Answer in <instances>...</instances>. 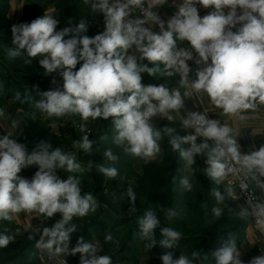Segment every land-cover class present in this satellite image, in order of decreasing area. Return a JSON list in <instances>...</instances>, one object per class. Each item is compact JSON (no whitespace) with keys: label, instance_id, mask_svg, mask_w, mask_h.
Returning a JSON list of instances; mask_svg holds the SVG:
<instances>
[{"label":"clouds","instance_id":"9594fccd","mask_svg":"<svg viewBox=\"0 0 264 264\" xmlns=\"http://www.w3.org/2000/svg\"><path fill=\"white\" fill-rule=\"evenodd\" d=\"M130 3L139 4L140 0L123 4L92 0V9L106 17L105 31L94 37L79 35L87 30L85 22L57 30L59 21L51 15L12 27L14 47L8 50V56L16 58L26 54L25 63L40 56L39 63L47 74L58 73L62 77V87L41 93L43 98L36 103V108L48 116L79 115L85 122L89 118L112 117L117 130L116 143L126 144L125 151L133 156L152 158L160 152L158 141L162 133L152 126L151 118L181 109L184 101L178 90L170 92L163 85H142L141 74L147 72L151 76L155 70L139 65L135 56L127 55V50L135 45L148 61H159L166 69L180 72L181 83L185 84L191 71L187 61L194 58L187 50H176L177 39L187 40L198 54L195 63L204 65L196 70L192 87L206 92L225 113L252 108L251 101L257 99L264 103V0H183L168 21L169 30L158 34L143 27L142 21H125ZM196 4L213 10L200 17ZM238 8L242 10L239 15ZM237 24L240 27L233 32L231 29ZM3 115L0 110V116ZM183 125L193 129L194 134L173 136V129L168 127L163 132L169 135L173 150H178L188 165L194 163L196 155H206V172L219 182L225 176L221 158L231 154L254 174L253 179L255 173L264 176V145L241 155L237 140L231 135L232 129L201 112L188 113ZM198 137L205 138L204 142L197 144ZM207 140L215 141L216 146L210 148ZM77 143L85 152H90L94 142L85 135L82 142ZM184 143L190 147L182 148ZM104 155L109 161L118 159L111 149ZM31 165L39 166L31 180L18 175ZM57 169L84 171L73 155L60 148L53 150L50 143L41 141L28 152L26 146L10 138V134L0 136V219L10 220L12 213L20 211L35 210L47 218L59 213L61 218L52 227L43 229L37 246L60 253L68 249L70 233L75 231V225L69 226L70 221L95 212L98 203L91 193L81 195L77 177L70 175L60 179ZM98 171L110 178L118 175L114 167L99 165ZM181 184L189 190L192 187L187 178L182 179ZM258 186L264 189V183L258 182ZM127 195L131 203L129 212H135L136 195L131 188ZM214 195L218 201H223L220 192ZM221 211L213 209L217 217ZM248 214L247 210L241 212L242 216ZM254 214L264 217V204L256 205ZM176 215L169 210V219ZM159 224L152 210L145 211L138 219L141 237L151 241L149 248L156 244L154 233ZM161 235L163 239L159 243L165 248L174 247L181 238L180 232L167 227L161 229ZM44 237L48 239L45 241ZM11 239L0 236V246H6ZM111 239L110 235L106 237V240ZM97 252V246L84 242L83 237L71 249L72 255L80 254V264H111L109 256ZM213 255L215 264H243L234 240L226 241ZM198 257V252L192 253L193 260ZM160 259L162 264H193L187 256L174 258L171 253L163 254ZM249 264H264V255L253 258Z\"/></svg>","mask_w":264,"mask_h":264},{"label":"crops","instance_id":"0c3cea01","mask_svg":"<svg viewBox=\"0 0 264 264\" xmlns=\"http://www.w3.org/2000/svg\"><path fill=\"white\" fill-rule=\"evenodd\" d=\"M149 7H151L157 14L163 16L166 21V27L159 29L155 27L151 22L137 18L133 21H142L143 27L150 29L153 33H162L168 29V21L177 13L178 7L183 3V0H142ZM74 9H76V15L81 18L82 22H87L86 31L81 32L82 36H85L86 32L102 33L106 29V17L104 13L99 11H94L91 7L90 0L89 3H85V0H73ZM123 4L121 0H109V4ZM198 9V14L200 17L207 15L206 7L200 4L195 5ZM202 9H199V8ZM0 8L4 9V17L13 27L14 25H19L23 23L28 15V11H37L38 15L42 17L43 15H51L59 21L58 28L62 25V12L59 0H4L3 6ZM88 8L85 15L81 14L82 9ZM81 9V10H80ZM225 12L228 11L227 8L224 9ZM242 10L237 9V14H241ZM240 26V24H238ZM175 38V36H174ZM187 50L190 52L194 59L188 60L191 71L187 77L185 84L181 83L182 74L174 69H166V66L157 61V68L154 72V82L151 84L153 86L163 85L170 92L179 91L181 97L184 101V106L179 110H170L167 113L157 114L152 117L150 123L155 129L161 130V139L158 141L160 152L152 158L136 157L127 153L125 151L126 144L116 143L117 133L110 132L111 130V120L112 117L108 119L103 118H89L87 122L90 124L95 123L94 131H85L83 136H76V131L68 134L64 132V135L71 138L73 136L72 142L68 144H63L62 141L53 140L50 142L51 148L61 145L63 148H80L77 142H82V138L87 135L89 139L94 143L91 151H106L111 148L119 146L120 150L126 152L129 156L127 161L121 156H118L116 161H109L105 167H114L117 170L118 175L115 178H110L105 176L103 173L98 171V167L87 166L83 162V158L76 159V162L81 165L82 168H86L89 175V185L90 190H81V195L85 193H91L93 197L97 200L98 210H102V215L97 216V212L89 213L84 217H74L70 221L69 226L75 225V231L70 233V241L68 244V249L60 253H54L60 258L68 259L75 263L80 260V254H71V249L77 244V241L83 237L84 242L92 243L98 248V255H106L103 253L106 243L111 241H118L123 243V247L112 253V256L118 252L122 254L117 258L112 260L111 264H162L160 257L163 253L162 251H153L148 247V244L143 241L141 234L139 233V225L137 218H126L119 220L118 217L111 214L108 216L106 210L116 209L119 205L126 203L128 201L127 191L129 188L134 189L132 186V179L134 177H140L146 172L148 166H159L164 164L166 161V149L165 142L170 137L163 132L165 127L172 128V135H179L181 137L185 135L194 134V130L191 128H185L183 125V120L188 116L190 112H201L207 116L209 119H214L218 121L221 126H228L232 129L231 135L237 140L239 145V151L241 155L250 154L253 151L258 150L262 145H264V103H261L258 99L251 101L254 107L247 110H240L237 113L229 114L225 113L222 108L215 105L209 95L203 90L197 91L192 87L193 82L196 79V70L198 68L204 67L203 64L197 65L195 59L198 54L191 47L187 40H176V50ZM0 49V56H1ZM139 49L133 45L127 50V55L135 56L136 58L140 55ZM1 62V61H0ZM210 63V61H209ZM168 72H172V75H168ZM46 79H40L38 82L41 86L39 90L43 93L44 91L53 90L57 87H62V77L58 73L47 74ZM159 76L160 79L157 77ZM55 80V83H53ZM148 86V85H147ZM23 91V90H22ZM25 91H23L24 93ZM185 92L189 95H185ZM1 96V95H0ZM21 92L13 93V95H7L5 98L0 97V110L3 111L4 115L0 116V136L10 134V138L17 140L20 143L22 134L24 130L27 129L30 120H38L45 126V129L49 131L50 135L56 136L57 133L61 132V129L68 126L70 122L66 124V120L73 117H80L79 115H65V116H48L46 113L42 112L36 108V103L42 99L41 94H37L33 99L28 101L23 99ZM171 116L170 120L168 117ZM35 118V119H34ZM65 122L63 123L62 121ZM83 121L81 118L78 119ZM59 121V122H58ZM15 122V126H13ZM61 122L63 124H61ZM76 122V121H75ZM73 122V123H75ZM78 121L77 123H79ZM69 128V127H67ZM73 128V127H72ZM64 130V129H63ZM74 130V129H72ZM108 137L110 138L109 140ZM23 142L26 139L22 140ZM197 144H200L198 139ZM115 146V147H114ZM106 147V148H104ZM182 148L187 149L190 144L184 143L181 145ZM51 150V149H50ZM54 150V149H53ZM64 152V151H63ZM65 153V152H64ZM179 154V151H178ZM207 156L203 154H198L194 157V163L188 165L185 161L184 172H195L200 169L206 170L208 165L206 163ZM237 163L241 164L236 160ZM190 169V170H189ZM39 170L38 165H31L25 168V172L28 174V179L31 180L35 173ZM128 174V177L126 175ZM124 178V184L120 186L118 184L114 185L115 182H119ZM129 178V181H128ZM115 181V182H114ZM259 182L264 183V176H260ZM175 189V186H173ZM225 188V186H224ZM264 190V189H262ZM227 194V190L225 189ZM121 193V195H117ZM228 195V194H227ZM123 201V202H122ZM232 201V200H231ZM237 209L242 212L248 209L245 204L241 201H232ZM248 215L245 216L243 225L240 227L239 235L234 239H228V237H222L218 240L214 253L223 247L224 243L228 240H234L236 246L240 252V259L243 264H249L253 258L264 255V225H255L252 223L251 214L248 211ZM12 218L8 221L12 228L13 234L9 235L12 239L10 244H15L21 242L25 237H34V241L31 246L20 256L18 259L13 260L10 264H58V260L46 262L41 258L42 247H38V241L41 240L43 229L45 227H52L57 220L61 218L60 214L57 213L51 218H47L39 212H34L28 214L26 211H20L17 213H12ZM96 218V219H95ZM95 219L96 221H92ZM88 224H87V223ZM86 223V224H85ZM136 229V230H133ZM137 231V233H132ZM111 236V240H106L107 236ZM133 236V237H132ZM132 238V239H131ZM48 238L44 237L46 241ZM125 244V245H124ZM48 251L45 254H50ZM11 254H5L4 257H0V262L5 261Z\"/></svg>","mask_w":264,"mask_h":264},{"label":"rangeland","instance_id":"374dc122","mask_svg":"<svg viewBox=\"0 0 264 264\" xmlns=\"http://www.w3.org/2000/svg\"><path fill=\"white\" fill-rule=\"evenodd\" d=\"M3 1L0 0V6H3ZM81 10V9H80ZM88 8L82 9L81 14L85 15ZM4 25L3 22H0V27ZM100 34V33H96ZM86 36L94 37L95 34L93 32H86ZM12 36V31L10 29L2 30L0 29V44H4L2 48V54L0 56V92L6 94V92H12L11 87L7 84L8 80H12L18 84H25V79L33 78L32 75H26L22 67H20L19 57L10 58L8 56V50L13 48L14 45L12 41H8V38ZM17 62L19 65V73H15L11 67V63L13 61ZM137 63L141 66L146 65L148 68H152L156 70L157 61L150 62L146 58L143 57L142 53L137 57ZM16 64V63H15ZM22 65V63H21ZM21 70V71H20ZM46 70L43 68L41 71V79H46L47 75L45 74ZM155 72V71H154ZM142 84L150 85L154 82L155 77L153 75L147 74V72L142 73ZM44 77V78H43ZM25 78V79H24ZM158 79L159 76L157 77ZM81 117H73L66 120V124L68 121H73L61 129L60 133H57L56 136H53V140L62 141L63 144H70L72 142L73 137L83 136V133L86 131H94L95 123L90 124L89 122L78 120ZM35 119V118H34ZM113 119L111 120L110 132L117 133L115 129ZM33 120V119H32ZM37 120V119H36ZM80 121L79 123H77ZM59 122V121H58ZM63 123L65 122L62 121ZM61 122V124H63ZM34 124H37L34 122ZM81 125H84L83 130L81 129ZM69 127V128H67ZM73 127V128H72ZM64 129V130H63ZM74 129V130H72ZM76 131V136L71 138L64 135V132L71 134V132ZM33 130L29 127L24 130L20 143L26 146L28 152H31L37 145V141H33ZM24 139H29V144L22 142ZM32 140V141H31ZM169 138L166 140L164 146L167 151L166 165H159L154 169V172L161 173L162 178L165 180L164 185L162 186L159 181H157L154 177H148L146 180H138L136 177L132 179L133 188H137V186H144V190L140 189L138 193L135 192L136 202L135 212H129L131 207V203L128 200L126 203L119 205L116 209L106 210V214L110 216L115 213V216L110 217H118V219L125 218L128 215L133 213H137L141 217L144 215L145 211L152 210L160 221L159 226L156 230H160L162 228H171L175 231L181 233V238L175 243L172 248H165L160 245V241L163 239L162 235L158 231L155 230L154 239L156 241L155 246L150 248L153 251H162L159 253H171L174 258H178L180 255L187 256L190 260H193L192 253L198 252L199 257L193 260V264H215L214 250L216 248V244L219 239L222 237H228V239H234L239 235L240 227L242 226V221L245 220V216L241 215V212L237 209L235 204L231 201L229 196H227L224 188V184L219 180L217 182L216 179L209 177L206 170L200 169L195 172H184V164L185 160L180 157V154H177V159L175 158L174 152L172 151V146L169 142ZM116 145L115 149L111 148V151L115 156H121L127 161L129 160V156L126 152L120 150L119 146ZM60 148L62 152L64 151L67 154L73 155L76 159L83 158L85 165L98 167L99 165L106 166L109 162L107 157L104 155L105 151H97L96 152H85L82 148H63V146L58 145L53 149ZM106 148V147H104ZM178 161V162H177ZM177 163V164H176ZM84 171L77 172H68L63 169H57L56 174L60 179H66L68 176L72 175L79 179L81 190H90V175L86 168H83ZM190 170V169H189ZM128 177V174L126 175ZM187 178L189 183L192 185L191 189H186L181 184V180ZM173 180V181H172ZM129 181V178H128ZM115 182V181H114ZM124 178H122L119 182H115L114 185L118 184L122 186L124 184ZM169 186H175V189L172 187L171 189V197H163L160 199L155 193L157 190H161L167 192L170 190ZM220 192V194L224 197L223 201H218L214 192ZM123 202V201H122ZM171 205V209L174 210L177 215L170 219V224L164 225V219H160V215L162 214V210L164 208L169 207ZM161 206L163 209H161ZM220 208L221 215L217 217L213 209ZM170 209V210H171ZM98 211V210H96ZM102 211V210H100ZM167 214V210H164ZM166 216V215H165ZM8 219H0V230L7 231L13 234L12 226L8 222ZM139 230V229H138ZM8 233V234H9ZM137 233V231H136ZM140 233V231H139ZM148 245L151 243L148 239L142 238ZM123 243H119L118 241H111L106 243L105 248L103 249V253L107 256H112L114 251L119 250L123 247ZM125 245V244H124ZM1 249V246H0ZM19 247H8V250H16ZM1 255H4L1 253Z\"/></svg>","mask_w":264,"mask_h":264},{"label":"trees","instance_id":"16d2710c","mask_svg":"<svg viewBox=\"0 0 264 264\" xmlns=\"http://www.w3.org/2000/svg\"><path fill=\"white\" fill-rule=\"evenodd\" d=\"M59 1H60L61 12H62V25L57 30H60V29L65 28V27H74V26H76V25H78L79 23L82 22L81 18H79L76 15V11L77 10L74 9V5H73L74 2H73V0H59ZM4 15H5L4 14V9L0 8V22H3L4 23V25L2 27H0V29H2V30H5V29L12 30V26L5 19ZM38 17H40V16L38 15V12L37 11H32V12L31 11H28V15H27V17H26V19H25V21L23 23H25V22H29L30 23L32 20H34V19H36ZM85 24H88V21L85 22ZM79 35L82 37V33H80ZM12 40H13V36H11V37L8 38V41H12ZM4 44H6V43H3L2 42L0 44L1 52H2V48L4 47ZM41 58L42 57L38 56L36 58H32L31 59V63H25V59H27L26 54L20 56L19 57L20 67H22V69L25 72L23 74L32 75L33 78H27V79L24 78L26 81L29 82V83L26 82L25 84H18L16 82L12 81V80L11 81L8 80L7 84L9 85V88L11 87V91L12 92H9L8 93V91H7L6 94L0 92V95H1L0 97L1 98H5V96H7V95H13V93H16V92L19 91V92H21L22 97H24L23 99L26 100V101H28L29 99L30 100L33 99L34 96H37V94H41L42 92L39 90V88L41 86L39 85L40 83L38 82V80L41 79V76L40 75H41V71L43 70V67L39 63V61H40ZM17 62H19V61H17ZM17 62L14 60L10 64L11 67H12V69H13V71L16 74L19 73V65H17ZM21 63H22V65H21ZM79 67H80V64L77 65V70L79 69ZM142 85L147 86L148 84L146 85L145 83H143ZM22 90L25 91V92L23 93ZM34 122H36L37 124H34ZM28 127L33 130V138H32V140L33 141L34 140L37 141L38 144L41 141H44V142H47V143H49V141L50 142H54L53 141V136L49 134V131L47 129H45V126L42 125V123L40 121H38V120H30ZM109 139L110 138L108 137V139H106V140H109ZM28 140L29 139H26V142L25 141L24 142L27 143V144H29L30 141H28ZM92 147L94 148L95 146H92ZM172 151L174 152V155H176L175 158L177 159L178 158L177 157L178 150H173V148H172ZM166 153H167V151H166ZM166 163H167V158H166V161L164 162V164H162V165H166ZM156 167L157 166H148V168H146V172H144V174L142 176L136 177V178L141 181V180H146L148 177H154L163 186L164 183H165V180L162 178L161 173L159 174V172H154V169ZM169 187H170V190L167 191V192H164V191H161V190H157L155 193L157 194V196L160 199H163L164 196L167 197V198H170L171 197V189H172L173 186H169ZM140 189H142V191H145L144 190V186H137V188H134L133 191H134V193L135 192L138 193V191ZM85 194H87V193H85ZM117 195L119 196V195H121V193H118ZM161 209H163L162 206H161ZM165 209L167 210V214L164 211ZM170 209H171V205H169V207H167V208H164L161 211L162 214L159 216L160 219L161 218L164 219V225L165 224L169 225L171 223L170 222V219H169V216H168V212H169ZM96 210H98V209H96ZM96 212H97V216L98 215H102V212L100 210H98ZM90 213H93V215H94L95 212H90ZM128 217L129 218L132 217L134 219L135 218L138 219L141 216L138 215L137 213H133L131 215L126 216L125 218H122L121 220L126 219ZM95 219H92V221H96ZM243 223H244V220L242 221V225H243ZM12 230H13V228H12ZM133 230H136V229H133ZM156 231H158L160 233V235H161V231L160 230H156ZM135 232L136 231H133L132 233H135ZM8 233L9 232L4 231V229L3 230H0V236H3V235L9 236L10 233L9 234ZM33 241H34V237L30 236V237L23 238L21 240V242H19V243H15V244L14 243L13 244L8 243L6 246H1V249H0V257L1 258L4 257L5 254H7V253L8 254H11V255L5 261L0 262V263L1 264H10L13 260L18 259L20 256L23 255V253L28 249V247L31 246V244L33 243ZM9 246L10 247H15V248L19 247V249L9 251L8 250V247ZM1 253H3L4 255H1ZM121 254H122L121 251L118 252V253H116V254H114L112 256L113 258L111 257L112 260L113 259L114 260L117 259Z\"/></svg>","mask_w":264,"mask_h":264},{"label":"built area","instance_id":"2783aa9c","mask_svg":"<svg viewBox=\"0 0 264 264\" xmlns=\"http://www.w3.org/2000/svg\"><path fill=\"white\" fill-rule=\"evenodd\" d=\"M122 3H128V0H121ZM199 9H202L201 7ZM213 9L211 7L206 8L207 14ZM127 15L124 18L125 21H133L137 18L145 19L151 22L155 27L163 29L166 27V19L157 14L151 7H149L144 1L140 0L139 4L130 3L127 9ZM240 26L237 24L236 27L231 30L235 32ZM200 143L204 142L205 138H197ZM209 147H215V141L207 140ZM221 162L225 165V176L221 178L229 198L234 201H241L245 204L246 208L251 214L252 223L255 225H264V217H258L254 214V209L258 204H264V190L258 186L260 180V175L255 173V179H253V173H249L247 169L236 162L235 159L231 157V154H225L221 158ZM20 177L28 179V174L25 172V168L18 174ZM29 180V179H28ZM229 189H231V195H229ZM28 214L38 212V211H26ZM49 250L42 247L41 258L46 262L58 260V264H80L78 262H71L68 259L60 258L58 255L51 251L50 254H45Z\"/></svg>","mask_w":264,"mask_h":264},{"label":"water","instance_id":"95a60500","mask_svg":"<svg viewBox=\"0 0 264 264\" xmlns=\"http://www.w3.org/2000/svg\"><path fill=\"white\" fill-rule=\"evenodd\" d=\"M1 264V263H0Z\"/></svg>","mask_w":264,"mask_h":264}]
</instances>
